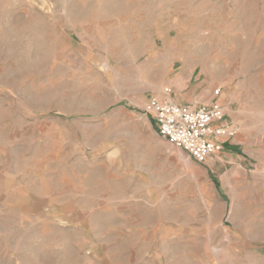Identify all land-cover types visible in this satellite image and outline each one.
<instances>
[{
	"label": "rangeland",
	"instance_id": "1",
	"mask_svg": "<svg viewBox=\"0 0 264 264\" xmlns=\"http://www.w3.org/2000/svg\"><path fill=\"white\" fill-rule=\"evenodd\" d=\"M165 87L231 152L159 136ZM0 264H264V0H0Z\"/></svg>",
	"mask_w": 264,
	"mask_h": 264
},
{
	"label": "built area",
	"instance_id": "2",
	"mask_svg": "<svg viewBox=\"0 0 264 264\" xmlns=\"http://www.w3.org/2000/svg\"><path fill=\"white\" fill-rule=\"evenodd\" d=\"M165 87L163 96H151L145 111L152 117L157 134L198 163H207L223 150V141L233 138L239 127L227 120L218 102L195 105L177 102ZM219 89L213 96H219Z\"/></svg>",
	"mask_w": 264,
	"mask_h": 264
},
{
	"label": "crops",
	"instance_id": "3",
	"mask_svg": "<svg viewBox=\"0 0 264 264\" xmlns=\"http://www.w3.org/2000/svg\"><path fill=\"white\" fill-rule=\"evenodd\" d=\"M173 99V98H172ZM173 100H175V99H173ZM176 101V100H175ZM178 102V101H177ZM212 102H218V103H220L221 105H223V103H224V100L222 99V98H220V95L219 96H213V95H211L210 97H208L207 99H205L204 101H201V103H212ZM196 104H197V101H196ZM224 107H225V109H226V106L225 105H223ZM228 120V119H227ZM228 121H232V120H228ZM233 122V121H232ZM234 123V122H233ZM228 143V144H227ZM234 143H237L236 141H235V138L233 137V138H230V139H225L224 141H223V150H222V152H220V153H218L214 158H218L219 156L218 155H220L221 153H223L224 152V150L226 149L227 151H230L231 149V146H233V145H231V144H234ZM225 144H227V147L225 148L224 147V145ZM230 149V150H229ZM231 152V151H230ZM244 154L245 155H247L248 157H250L251 159H254V158H256V159H260V152H255V151H253V150H245V152H244ZM259 155V156H258ZM213 158V159H214ZM246 158V157H245ZM250 158L248 159V158H246L247 160H250Z\"/></svg>",
	"mask_w": 264,
	"mask_h": 264
}]
</instances>
